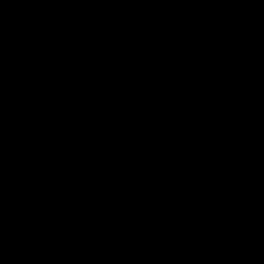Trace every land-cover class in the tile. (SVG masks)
Wrapping results in <instances>:
<instances>
[{"label":"trees","instance_id":"16d2710c","mask_svg":"<svg viewBox=\"0 0 264 264\" xmlns=\"http://www.w3.org/2000/svg\"><path fill=\"white\" fill-rule=\"evenodd\" d=\"M0 264H264V0H0Z\"/></svg>","mask_w":264,"mask_h":264}]
</instances>
